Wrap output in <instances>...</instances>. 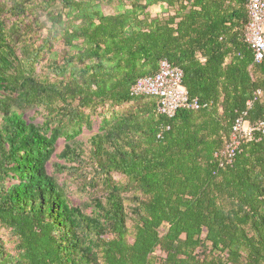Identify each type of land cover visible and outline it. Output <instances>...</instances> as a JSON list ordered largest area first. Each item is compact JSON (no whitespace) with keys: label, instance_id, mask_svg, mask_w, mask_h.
Masks as SVG:
<instances>
[{"label":"trees","instance_id":"16d2710c","mask_svg":"<svg viewBox=\"0 0 264 264\" xmlns=\"http://www.w3.org/2000/svg\"><path fill=\"white\" fill-rule=\"evenodd\" d=\"M247 4L0 0V264H264V142L221 155L241 113L264 121ZM163 59L199 109L169 118L131 96ZM96 115L87 161L78 137ZM61 139L54 173L87 165L102 188L90 212L48 172Z\"/></svg>","mask_w":264,"mask_h":264},{"label":"built area","instance_id":"2783aa9c","mask_svg":"<svg viewBox=\"0 0 264 264\" xmlns=\"http://www.w3.org/2000/svg\"><path fill=\"white\" fill-rule=\"evenodd\" d=\"M247 11L245 40L252 49L255 61L261 63L264 62V0H248ZM130 93L132 97L157 98L158 111L169 118L174 117L179 109L201 107L197 98L189 97L183 85V71L166 59L160 61L154 75L139 78ZM247 105L250 107L252 101ZM247 113H241L233 123L231 138L221 153L226 164L233 163L243 144L260 140L264 142V121H250Z\"/></svg>","mask_w":264,"mask_h":264},{"label":"rangeland","instance_id":"374dc122","mask_svg":"<svg viewBox=\"0 0 264 264\" xmlns=\"http://www.w3.org/2000/svg\"><path fill=\"white\" fill-rule=\"evenodd\" d=\"M119 2L120 0H100L101 8L105 13H114L117 9L116 7L119 5ZM123 2L125 4H128V0H123ZM150 10L152 12V15L155 16L157 14H160L163 8L162 6L158 5V6L151 7ZM62 48L63 46L61 44H57L54 47L53 51H61ZM42 67H43V64L42 66L39 65L37 69L38 73H41V70H43ZM129 106L130 105H127V107ZM25 117L26 118L34 117V120L36 122H40L42 118L41 115L36 116L34 110L27 111L25 113ZM99 122H100L99 117L97 115L93 116L92 117V128L91 129L85 128L83 130V133L78 137V139L83 143V147L86 151L85 159L87 161H88V150L90 148L89 139L97 131ZM63 144H64V141L61 139L56 145L55 153L53 157L51 158L48 164V167H47L49 173H54V167L52 165L54 162H59L63 164V160H60L57 157V154L63 149ZM90 170H91L90 167L87 165H84L82 170L79 169V171L84 172L83 174L86 175V179L79 177L76 172H69L66 174L54 173L58 181L66 185L67 192L69 193L70 199L73 204L81 205L83 207L85 206L84 204L88 205V207H84V211L86 212L91 211V208H90L91 198L93 196H96L97 194L102 193V188H100L101 186H99L96 191L95 188L92 189L87 184L91 178V172H89ZM114 179L116 181H121V182L125 181V178L122 177L120 174H115ZM95 191L98 193H94ZM3 237L5 241L7 242V246L10 248L12 246V243L10 242L11 240L8 239V237L6 236L4 232H3Z\"/></svg>","mask_w":264,"mask_h":264}]
</instances>
